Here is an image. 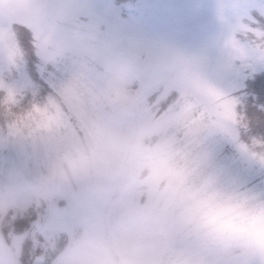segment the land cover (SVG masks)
Wrapping results in <instances>:
<instances>
[{
	"label": "rangeland",
	"instance_id": "374dc122",
	"mask_svg": "<svg viewBox=\"0 0 264 264\" xmlns=\"http://www.w3.org/2000/svg\"><path fill=\"white\" fill-rule=\"evenodd\" d=\"M250 8L0 0V264L25 244L29 264H264V237L209 235L187 207L264 209Z\"/></svg>",
	"mask_w": 264,
	"mask_h": 264
},
{
	"label": "clouds",
	"instance_id": "9594fccd",
	"mask_svg": "<svg viewBox=\"0 0 264 264\" xmlns=\"http://www.w3.org/2000/svg\"><path fill=\"white\" fill-rule=\"evenodd\" d=\"M255 40L264 43L260 36H256ZM219 67L223 71L222 64ZM261 155H264V150H261ZM250 162L264 168V161L259 157ZM187 207L195 224L209 235L236 240L247 239L257 244L264 237V209L249 211L240 207L225 208L211 195L197 191L188 194Z\"/></svg>",
	"mask_w": 264,
	"mask_h": 264
},
{
	"label": "snow or ice",
	"instance_id": "6c2138e0",
	"mask_svg": "<svg viewBox=\"0 0 264 264\" xmlns=\"http://www.w3.org/2000/svg\"><path fill=\"white\" fill-rule=\"evenodd\" d=\"M247 18L250 21L248 25L249 30L245 33L244 39H250V37H252V40H254L255 43L264 46V43L255 40L256 36H260L261 40H264V11L258 12L255 8H250L247 13ZM239 40L240 36L235 35L233 43L235 44ZM42 87L47 88L49 91L51 90L48 88V85L43 82ZM238 91L242 93L245 98L251 97V99L259 104L260 111L258 112L255 111L256 105H253V114L257 117L260 130L264 131V76L257 78L254 74L250 78L245 77L241 81ZM28 224L29 221L23 219L14 222L16 231H22L28 226ZM31 255L32 252L30 246L25 244L18 257L19 264H29Z\"/></svg>",
	"mask_w": 264,
	"mask_h": 264
}]
</instances>
